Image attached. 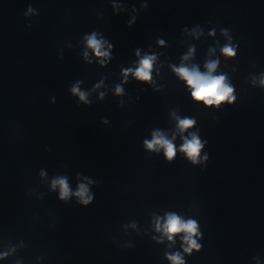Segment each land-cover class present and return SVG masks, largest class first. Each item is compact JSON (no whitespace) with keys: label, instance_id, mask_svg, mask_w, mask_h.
Returning <instances> with one entry per match:
<instances>
[{"label":"water","instance_id":"obj_1","mask_svg":"<svg viewBox=\"0 0 264 264\" xmlns=\"http://www.w3.org/2000/svg\"><path fill=\"white\" fill-rule=\"evenodd\" d=\"M213 61L235 97L218 107L176 72ZM262 80L264 0H0V264H264ZM157 132L171 160L146 147ZM170 214L199 250L168 239Z\"/></svg>","mask_w":264,"mask_h":264},{"label":"clouds","instance_id":"obj_2","mask_svg":"<svg viewBox=\"0 0 264 264\" xmlns=\"http://www.w3.org/2000/svg\"><path fill=\"white\" fill-rule=\"evenodd\" d=\"M88 47L95 51L97 56H106V52H101L102 42L96 39L95 34L87 38ZM222 52L226 56H234L235 52L232 47L225 46L222 49ZM153 57L146 56L143 60L140 61V66L135 71V76L142 81H149L151 79L150 72L152 68ZM208 71L207 73H200L197 69L193 68L189 70L186 67H180L176 69V72L184 79L192 89V98L197 102H203L206 106H219L225 101L232 103L235 100V97L232 96L233 88L225 83V77L213 76L212 72L217 67V62H209L206 65ZM131 71V70H129ZM127 74V73H126ZM264 84V80L261 81ZM121 89L118 87L117 92L119 93ZM74 94H79L81 100H85V94L79 92V89L74 87L72 89ZM195 121L189 119H183L178 121V127L181 131L191 127ZM146 147L150 150L161 147L164 149L165 156L171 160L176 154V148L173 143L167 140L160 133L153 134V140L151 142L145 141ZM203 147L199 138L193 134L191 139H186L184 144L181 146L180 151L184 152L189 159L194 163L197 161L199 156L200 149ZM43 174V173H42ZM53 189L57 186L60 188L61 200H66L70 195V189L65 178H60L53 180L52 182ZM88 189L84 184L79 185V190L75 193L77 197L80 198L82 204L87 205L91 197L85 199ZM160 226L157 225V230ZM163 231L167 235L169 240H172L175 235L180 232L186 233L184 240L189 244V247L185 249L186 252H191L193 248L199 250V245L196 240L193 239V236L197 232V224L195 221L189 220L187 222L182 221L175 214H170L167 217V221L163 226ZM172 261V264H183L179 254L172 255L168 257Z\"/></svg>","mask_w":264,"mask_h":264}]
</instances>
